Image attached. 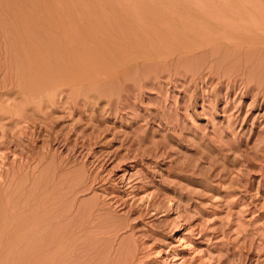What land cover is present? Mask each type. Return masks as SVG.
Listing matches in <instances>:
<instances>
[{
	"label": "rangeland",
	"instance_id": "obj_1",
	"mask_svg": "<svg viewBox=\"0 0 264 264\" xmlns=\"http://www.w3.org/2000/svg\"><path fill=\"white\" fill-rule=\"evenodd\" d=\"M235 1H38L65 63L42 38L27 95L0 51V264H264V0Z\"/></svg>",
	"mask_w": 264,
	"mask_h": 264
},
{
	"label": "bare ground",
	"instance_id": "obj_2",
	"mask_svg": "<svg viewBox=\"0 0 264 264\" xmlns=\"http://www.w3.org/2000/svg\"><path fill=\"white\" fill-rule=\"evenodd\" d=\"M39 0H0V51L1 52H3V59H4V61H8V63H9V61L11 62V63H9V65L10 64H12V66L10 65V69L12 70V71H16L15 73L16 74H18V78H19V80L21 81L20 83H22V85H23V87H24V91H25V93L27 94V95H33L35 92H38L39 93V91L37 90V87H39V78H41L40 76H41V70H40V66H42V64H41V62H42V56H41V51H43L42 49V42L41 41H43V39H49L50 41H52V42H54L53 44L55 45L54 47H53V44H52V46L51 47H53L54 48V52L53 51H51L52 52V54H54L55 56H58L57 58H59V62L60 61H62V59H61V57L60 56H62L61 55V53H60V50H59V48L61 47V42L60 41H58V40H60V39H58V40H51V38L52 37H48L47 36V38H44L43 36L44 35H42L43 34V30H42V28H41V24H40V11H42L40 8V6H39V2H38ZM201 1V0H200ZM203 1V0H202ZM237 1V0H236ZM235 1V2H236ZM247 2H248V0H246ZM250 1H252V0H250ZM254 1V0H253ZM256 1H258V0H256ZM260 1V0H259ZM244 2H245V0H244ZM263 2V1H262ZM44 3V2H43ZM197 3V2H196ZM237 3V2H236ZM239 3V2H238ZM246 3V2H245ZM250 3V2H249ZM251 3H255V4H257V2H251ZM250 3V4H251ZM215 4V3H214ZM259 4V3H258ZM257 4V7L259 6ZM262 4H264V3H262ZM207 5V4H206ZM210 5V4H209ZM209 5H207V6H209ZM222 5V4H221ZM246 5V4H245ZM249 5V4H248ZM261 5V4H260ZM43 6H44V4H43ZM65 6V5H64ZM222 6H224V5H222ZM247 6V5H246ZM255 6V5H254ZM230 7V6H229ZM240 7H241V5H240ZM239 7V8H240ZM249 8L251 7L250 5L248 6ZM256 7V6H255ZM199 8V7H198ZM205 8V7H204ZM212 8V7H211ZM238 8V7H237ZM252 8V7H251ZM263 8H264V6H263ZM262 8V9H263ZM46 9V8H45ZM207 9H208V7H207ZM219 9V8H218ZM223 9V8H222ZM226 9V8H225ZM234 9V8H233ZM244 9V8H243ZM248 9V8H247ZM253 9H255V8H253ZM253 9H251V11L253 10ZM259 9H261V6H259ZM258 9V10H259ZM70 10V9H69ZM203 10V9H202ZM205 10V9H204ZM231 10V9H230ZM238 10V9H237ZM236 9H235V11H237ZM257 10V9H256ZM253 11V12H255V13H253L254 15L256 14V13H259V14H256L257 16L258 15H264V13H261L263 10H260L259 12H257V11ZM45 11V10H44ZM47 11V10H46ZM210 11V10H209ZM209 11H207V12H209ZM244 11V10H243ZM246 11H248V10H246ZM251 11H250V13H251ZM51 12V11H50ZM61 12V11H60ZM67 12V11H66ZM42 13V12H41ZM196 13V12H195ZM243 13V12H242ZM245 13L246 12H244V15H245ZM57 14V13H56ZM55 14V15H56ZM184 14V13H183ZM221 14V13H220ZM223 14V13H222ZM232 14V13H231ZM234 14H236V12H234ZM238 14H240L239 12L237 13V15ZM253 14H252V16H253ZM43 15V14H42ZM41 15V16H42ZM197 15V14H196ZM226 15H228L229 16V14H226ZM247 16L249 15H251V14H246ZM59 16V15H58ZM70 16V15H69ZM211 16V15H210ZM213 16V15H212ZM214 16H215V14H214ZM213 16V17H214ZM221 16V15H220ZM223 17H225L224 15H222ZM241 16V15H240ZM248 16V17H249ZM52 17V16H51ZM65 17V16H64ZM213 17H210V20H211V18L213 19ZM235 17H237V16H235ZM234 17V18H235ZM242 17V16H241ZM199 18H201V17H199ZM208 18V17H207ZM222 18V17H221ZM229 18V17H228ZM238 18V17H237ZM243 18H244V16H243ZM247 18V17H246ZM253 18H255V17H253ZM263 18V17H262ZM46 19V18H45ZM64 19H66V18H64ZM195 19V18H194ZM217 19V18H216ZM250 19V18H249ZM259 19V18H258ZM43 20H44V18H43ZM73 19L71 18V21H72ZM252 20V19H251ZM65 21V20H64ZM70 21V22H71ZM69 22V21H68ZM217 22H219V21H217ZM216 22V23H217ZM221 22H222V20H221ZM221 22H219V23H221ZM235 22V21H234ZM233 22V23H234ZM252 22H254V21H252ZM60 23V22H59ZM75 24L74 25H76V22H74ZM199 23V22H198ZM262 24H263V21L261 22ZM50 24V23H49ZM48 24V25H49ZM72 24V23H71ZM196 24V23H195ZM201 24V23H200ZM212 24V23H211ZM228 24V23H227ZM227 24H224V25H227ZM232 24V23H231ZM252 24H256V23H252ZM61 25V24H60ZM63 25V24H62ZM74 25L72 24V28H75L76 29V26L74 27ZM83 25V24H82ZM190 25H191V23H190ZM210 25V24H209ZM260 25V24H259ZM44 26H45V24H44ZM47 26V25H46ZM57 26V25H56ZM188 26V25H187ZM191 26H193V25H191ZM215 26H217V25H215ZM222 26H223V24H222ZM230 26V25H229ZM256 26V25H255ZM49 27V26H48ZM58 27V26H57ZM61 27V26H60ZM68 27V26H67ZM79 26H77V28H78ZM207 27V25L205 26V28ZM211 26H209V28H210ZM220 27V26H219ZM218 27V28H219ZM224 27V26H223ZM231 27V26H230ZM243 27H244V23H243ZM260 27H262V26H260ZM263 27H264V25H263ZM53 28V27H52ZM64 28V27H63ZM199 28V27H198ZM233 28H235V27H233ZM44 29V28H43ZM47 28H45L44 30L45 31H47L46 30ZM58 29V28H57ZM62 29V28H61ZM191 29V28H190ZM201 29V28H200ZM211 29H213V28H211ZM225 29V28H224ZM232 29V28H231ZM248 29V28H247ZM247 29L245 28V30H246V33H247ZM252 28L250 27V30L249 31H252L251 30ZM262 29V28H261ZM60 30V29H59ZM66 30V29H65ZM69 30H71V29H69ZM79 30H80V27H79ZM82 30V29H81ZM194 30V29H193ZM197 30V29H196ZM214 30V29H213ZM228 30V29H227ZM57 31V30H56ZM85 31V30H84ZM192 31V30H191ZM195 31V30H194ZM193 31V32H194ZM212 31V30H211ZM238 31V30H237ZM243 31V30H242ZM263 31H264V29H263ZM53 32V31H52ZM62 32H64V31H62ZM71 32H73V31H70V33ZM74 32H77L76 30L74 31ZM73 32V33H74ZM201 32H203V30L201 31ZM209 32H210V30H209ZM215 32V31H214ZM220 32V31H219ZM223 32H224V30H223ZM230 32V31H229ZM235 32V31H234ZM240 32V31H239ZM46 33V32H45ZM48 33V32H47ZM54 33V32H53ZM58 33H60V32H58ZM65 33V32H64ZM70 33H69V35H70ZM78 33V32H77ZM82 33V32H81ZM200 33V32H199ZM228 33V32H227ZM233 33V32H232ZM251 33V32H250ZM249 33V34H250ZM49 34H50V31H49ZM72 34V33H71ZM194 34H196V33H194ZM201 34V33H200ZM199 34V35H200ZM206 34V33H205ZM211 34V33H210ZM243 34V33H242ZM241 34V35H242ZM264 34V33H263ZM55 35V34H54ZM67 34H65V36H66ZM73 35V34H72ZM191 35V34H190ZM198 35V36H199ZM229 35V34H228ZM239 35V34H238ZM259 35V34H258ZM262 35V34H261ZM197 35L195 36V37H198ZM233 36H235V35H233ZM57 37V36H56ZM67 37V36H66ZM72 37V36H71ZM74 37V36H73ZM76 37H77V35H76ZM194 37V38H195ZM235 37H237V35L235 36ZM239 37V36H238ZM241 37V36H240ZM245 37V36H244ZM249 37V36H248ZM248 37H246L247 39H248ZM251 37H253V35L251 36ZM43 38V39H42ZM216 38V37H215ZM218 38H219V36H218ZM224 38V37H223ZM243 38V37H242ZM66 39V38H65ZM74 39V38H73ZM81 39V38H80ZM79 39V40H80ZM240 39V38H239ZM255 39V40H254ZM254 39L253 40H251V42L252 43H250V44H252L253 45V43H255V44H257V43H260V44H258V45H260L258 48H260L261 49V44H263V46L262 47H264V37H262V36H257V38H256V35L254 36ZM99 40V39H98ZM220 40V39H219ZM235 40V39H234ZM236 40H237V38H236ZM47 41V40H46ZM73 41V40H72ZM77 41H78V38H77ZM97 41V40H96ZM100 41V40H99ZM202 41V40H201ZM226 41V40H225ZM228 41V40H227ZM226 41V42H227ZM245 41V40H244ZM48 42V41H47ZM59 44H58V43ZM203 42V41H202ZM206 42V41H205ZM248 42V41H247ZM247 42H245V43H247ZM45 43V42H44ZM49 44H51L50 42H48ZM72 43V42H71ZM75 43V42H74ZM84 43V42H83ZM94 43H95V41H94ZM207 43V42H206ZM205 43V44H206ZM229 43V42H228ZM232 43V42H231ZM244 43V44H245ZM79 44V43H78ZM82 44V43H81ZM87 44V43H86ZM96 44V43H95ZM207 44H209V43H207ZM233 44V43H232ZM249 44V43H248ZM67 45H68V43H67ZM211 45H213V44H211ZM215 45V44H214ZM221 45V44H220ZM257 45V46H258ZM82 46V45H81ZM207 46H209V45H207ZM216 46V45H215ZM218 46V45H217ZM217 46H216V48H217ZM233 47H234V45H232ZM67 47H69V46H67ZM186 47V46H185ZM198 47V46H197ZM256 47V46H255ZM77 48V47H76ZM81 48V47H80ZM79 48V49H80ZM94 48V47H93ZM179 48V47H178ZM190 48V47H189ZM188 48V49H189ZM196 48V47H195ZM214 48V47H213ZM258 48H255V49H258ZM193 49V48H192ZM198 49V48H197ZM212 49V48H211ZM235 49V48H234ZM236 49H238V48H236ZM253 49H254V47H253ZM50 50V49H49ZM52 50V49H51ZM75 50V49H74ZM190 51V50H189ZM192 51V50H191ZM260 52H261V50H259ZM258 51V52H259ZM263 51V50H262ZM88 52V51H87ZM215 52V51H214ZM237 52H238V50H237ZM236 52V50H235V52L234 53H237ZM246 52L247 51H245V54H246ZM74 53H75V51H74ZM210 53V52H209ZM211 53H213V49H212V52ZM210 53V54H211ZM229 53V52H228ZM239 53V52H238ZM237 53V54H238ZM257 53V52H256ZM263 53V52H262ZM2 54V53H1ZM0 54V55H1ZM65 54H66V56L68 57V55H67V53H66V51H65ZM77 54H79V53H77ZM227 54V53H226ZM236 54V55H237ZM248 54V53H247ZM260 54V53H259ZM264 54V53H263ZM84 55V54H83ZM232 55V54H231ZM258 55V54H257ZM256 55V56H257ZM41 56V57H40ZM74 56V55H73ZM72 56V57H73ZM235 56V55H234ZM246 56V55H245ZM262 56H264V55H262ZM1 57V56H0ZM43 57H45V56H43ZM71 57V56H70ZM78 57V56H77ZM82 57V56H81ZM261 56H259V58H260ZM246 58V57H245ZM74 59V58H73ZM220 59V58H219ZM56 60V59H55ZM55 60H54V62H55ZM74 61V60H73ZM253 61V60H252ZM53 62V63H54ZM63 63H65V61H62ZM70 62V61H69ZM75 62V61H74ZM258 62V61H257ZM1 63V62H0ZM5 64H6V62H5ZM71 64V63H70ZM74 64V63H73ZM77 64V63H76ZM81 64V63H80ZM240 64V63H239ZM260 64V63H259ZM65 65V64H64ZM72 65V64H71ZM1 66V65H0ZM47 66V65H46ZM57 67H58V65H56ZM66 67L68 66L69 67V65H65ZM254 66V65H253ZM4 67V66H3ZM8 67V66H7ZM73 67V66H72ZM256 67H258V66H256ZM6 68V67H5ZM71 68V67H70ZM4 69V68H3ZM14 69V70H13ZM78 69V68H77ZM259 69V68H258ZM10 70V71H11ZM71 70V69H70ZM7 71H8V69H7ZM72 71V70H71ZM55 72V71H54ZM11 72H9V74H10ZM58 73V72H57ZM69 73V72H68ZM260 73H261V70H260ZM259 73V74H260ZM39 74H40V76H39ZM62 74V73H61ZM64 74V73H63ZM250 74V73H249ZM12 75H14V74H12ZM44 75V74H43ZM58 75H59V73H58ZM263 75V74H262ZM48 76V75H47ZM260 76H261V74H260ZM17 77V76H16ZM57 77V76H56ZM257 77V76H256ZM263 78V77H262ZM16 80V79H15ZM43 80H45V79H43ZM42 81V80H41ZM40 81V82H41ZM50 85V84H49ZM260 85V84H259ZM17 86V85H16ZM20 86V85H19ZM43 86V85H42ZM48 86V85H47ZM25 93H24V95H25ZM38 93H36V94H38ZM41 94V93H40ZM35 95V94H34ZM38 96V95H37ZM28 97V96H27ZM32 97V96H31ZM33 99V98H32ZM7 205V204H6ZM2 208V207H1ZM5 214V213H4ZM4 218V217H3Z\"/></svg>",
	"mask_w": 264,
	"mask_h": 264
}]
</instances>
